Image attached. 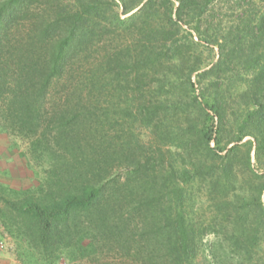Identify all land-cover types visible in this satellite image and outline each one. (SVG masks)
I'll use <instances>...</instances> for the list:
<instances>
[{
  "label": "trees",
  "instance_id": "16d2710c",
  "mask_svg": "<svg viewBox=\"0 0 264 264\" xmlns=\"http://www.w3.org/2000/svg\"><path fill=\"white\" fill-rule=\"evenodd\" d=\"M235 4L250 10L224 29L212 21L214 0H0V130L27 139L45 172L32 188L0 184L1 223L30 264L59 254L108 264L101 257L112 252V264H249L264 235V0ZM96 38L105 58L95 65ZM214 46L211 62L203 53ZM123 67L126 85H103V71ZM194 72L206 79L199 95ZM169 86L176 93L162 97ZM106 89L124 90L128 129L155 121L163 130L141 155H123L136 161L122 181L103 160L111 141L83 143L75 132L103 127L89 96ZM246 135L255 165L251 142L238 144ZM195 192L218 220H194Z\"/></svg>",
  "mask_w": 264,
  "mask_h": 264
},
{
  "label": "rangeland",
  "instance_id": "374dc122",
  "mask_svg": "<svg viewBox=\"0 0 264 264\" xmlns=\"http://www.w3.org/2000/svg\"><path fill=\"white\" fill-rule=\"evenodd\" d=\"M237 0H214V8L213 14L215 15V19H212L213 23H219L225 29L226 27L230 28L234 26L233 24L236 23L235 17L239 16L242 13V9H246L249 12L246 6L242 5L243 7L238 9L236 3ZM257 5L256 9H258V5L261 6V3L256 1ZM134 11V10H133ZM120 13V9H119ZM121 16V15H120ZM235 16V17H234ZM217 17V18H216ZM205 26V22L202 24V27ZM186 25L183 28L186 29ZM107 37V36H106ZM127 38V37H126ZM196 39V37H194ZM125 39V38H124ZM98 41L96 45L89 51L88 61L91 63L98 64L102 61L105 57L104 53V46L103 42L100 41L99 38H96ZM115 41V40H114ZM108 44V42H105ZM109 48V47H108ZM111 49V48H109ZM212 51L208 52L204 50V56H207L211 62L217 60L219 55V50L216 46L211 48ZM112 51V49H111ZM112 63L111 65H113ZM118 64V63H115ZM168 65H162L159 69L160 71L167 72ZM125 67V66H124ZM119 68L115 69L116 74H111L110 72H104L102 75L104 76L103 85H107L108 88H111L112 85L119 82L124 83L125 80L129 79V76H126V73L129 72V68L124 69ZM206 69V68H204ZM131 71V69H130ZM111 75L112 78L108 76ZM143 79V83H154L151 80V76L146 75ZM204 78H198L197 73L194 72L191 74V82L195 83L194 87L196 89L195 94L199 95L202 91V88L205 84ZM200 80V82L198 81ZM93 82H97L101 84L99 80L94 79ZM234 88L237 87V82L234 81ZM131 86H133L131 84ZM146 87V86H144ZM232 88V87H231ZM228 89V86H224V90ZM176 93V87H170L164 89L161 92L162 97H169L171 92ZM121 92V93H120ZM123 91H115L114 89H106L104 95L98 93V90L93 92L89 99H92L94 104L96 101L101 103L102 106L99 110H97V114L102 113L103 116L99 119L100 122H104L103 127L99 126L96 130L94 128H87L83 129H75L77 132V136H81V141L85 143L86 138L88 137L91 142H94L96 138L100 141H103V145L106 141V137L111 141L109 146L107 145L105 149L102 151V156L104 157L103 160L107 161L106 168L107 174L113 175V177L121 178V181L125 179V174L129 175L132 171V165L136 160L133 158H124L123 155L125 154H137L141 155L143 151H147L151 148L157 139L155 135L159 134L162 135V131L159 127L156 126L155 121L151 122V125L148 126L145 124L142 126H132L128 129L127 122L131 121L133 117L122 116V113L118 109V105L120 100H122ZM228 96L227 94L225 95ZM176 98V96H175ZM201 98L198 97V100ZM209 114H211L209 112ZM214 117V124L216 125L217 120ZM182 123L185 122L184 119L181 118L180 120ZM107 122L108 124H105ZM179 123V122H178ZM126 124V125H124ZM122 125L125 127L122 128ZM121 126V129L119 128ZM169 128V127H168ZM177 128V126H176ZM173 130L172 128H170ZM169 129V130H170ZM175 129V128H174ZM136 134L138 140L141 142V147L134 148L131 133ZM76 135V134H74ZM106 136V137H105ZM77 138V137H76ZM79 139V138H77ZM251 142V146L248 143ZM236 142L227 143L225 146L224 151L221 152L222 155L230 148L231 145L235 144ZM241 147L249 146V161L252 165L256 163V155L254 150V141L251 135L243 136L241 141L238 142ZM102 145V146H103ZM150 147V148H149ZM59 146L56 147L58 150ZM155 148V146H153ZM241 148V149H242ZM99 150L98 148H96ZM121 149V150H120ZM168 149V147H165ZM64 153L67 152L65 148L61 149ZM121 152V153H120ZM53 157L50 156V159L46 158V160H52ZM55 160V159H53ZM145 162L146 160H141ZM43 160L38 159L33 152H31L27 139L18 135L17 133H12L9 130H0V184L7 185L10 188L14 189H28L34 187V185L38 182L43 180V176L45 175L44 168L42 167ZM238 168V167H237ZM241 180L244 181V177L240 175ZM40 178V180H39ZM42 178V179H41ZM195 185V184H194ZM197 197L194 199H190L189 204L190 207L192 206V215L195 221L202 222L206 221L208 218L210 220H218L215 217L214 209H209V203L203 196L204 194L200 192H195ZM261 200L264 204V192L261 194ZM0 206L2 203L0 201ZM213 235H205L203 242L205 244V248H208V244L213 241ZM24 244L21 241L13 238L4 228L1 223L0 217V264H30L28 256L24 254ZM207 251V250H206ZM110 256L101 257L104 263L112 264L113 258L117 254L114 252L109 253ZM119 256V254L117 255ZM203 257V256H202ZM202 257L197 258L196 264H206ZM34 258V257H33ZM116 259V258H115ZM117 261V259H116ZM32 262V261H31ZM35 264H88L90 263L87 258H78V259H71L69 258V254H59L56 258L52 259H43L40 255L38 256V260L34 262ZM249 264H264V235H263V242L257 251H250V259L248 260ZM234 264V263H233Z\"/></svg>",
  "mask_w": 264,
  "mask_h": 264
}]
</instances>
